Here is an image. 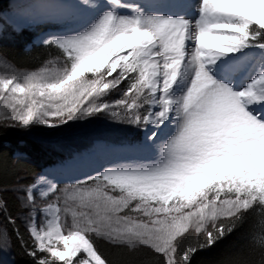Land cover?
<instances>
[{"label":"snow or ice","instance_id":"6c2138e0","mask_svg":"<svg viewBox=\"0 0 264 264\" xmlns=\"http://www.w3.org/2000/svg\"><path fill=\"white\" fill-rule=\"evenodd\" d=\"M164 2L144 0L149 8ZM87 4L41 0L39 13L32 8L8 24L0 11V35L9 27L23 31L30 23L63 21ZM90 7L101 10L78 30L43 40L62 50L63 67L0 77V100L10 109L0 117V131L32 125L55 130L110 112L138 128L151 126L147 148L159 155L105 167L64 189V203L80 209L66 231L59 203L50 202L46 224L29 216L31 244L19 229L16 236L35 264H111L93 234L130 249L150 247L163 264H191L194 254L232 233L249 209H264V68L239 89L212 72L221 57L247 48L264 51V0H198L191 18L121 0ZM124 82L114 104L97 102ZM170 125L175 132L161 140ZM41 185H47L41 196L59 191L46 175L19 184L26 209H36ZM0 218L3 249L10 233L2 222L17 220L7 209H0ZM193 231L196 242L182 246Z\"/></svg>","mask_w":264,"mask_h":264},{"label":"rangeland","instance_id":"374dc122","mask_svg":"<svg viewBox=\"0 0 264 264\" xmlns=\"http://www.w3.org/2000/svg\"><path fill=\"white\" fill-rule=\"evenodd\" d=\"M9 1L10 0H6V1L0 0V3L2 5H5V3L7 2L8 7H11L9 6L10 4ZM69 25L70 24H66L64 31H61L60 33L57 32L55 34H51L47 37L44 36V38L48 39L53 35L71 34L74 30H78L77 28H79V25H77L74 27L73 31H71L72 29H69L67 27ZM10 30H12V28L9 27L6 29L5 32H8ZM25 30H27V28H25ZM20 31L21 30H16L13 32L17 33ZM5 32L2 34L3 36L6 35ZM37 39H35L34 42L30 41L29 44H25L24 48L28 49L30 45L36 46V45L44 44L43 40L45 39H41L40 41H37ZM49 46H50L51 52L46 55V58L42 57L39 64H37L36 66L35 65L31 66V67H22V66L13 64L3 54L0 53V77H11L13 75L22 77L24 74L41 73L45 70L49 72H53V73L56 72L59 68L63 67V61L65 57H64L62 50L59 49L57 46L55 45H49ZM225 59L228 62H230L232 59V54L227 55ZM218 71L219 72H215L213 74L226 80L225 82L228 83L230 86H232V83H235V81L232 82L234 78L233 76H236L235 73H232V71H229V70H223V71L218 70ZM256 71H257V68H256ZM256 71H255V74H256ZM247 81L248 80L244 81V83H242L243 81H241L242 85H240V88L243 87ZM126 87H127V84L124 82L121 86H119V90L117 89L112 90L107 95H104L98 98L97 102L114 104L115 100L121 98L122 90L126 89ZM9 103H12V101L10 100ZM141 109L140 111L142 112ZM9 110L10 109H8L5 106V102L3 100H0V117H3ZM146 129L138 128L134 125L128 124L119 119H113L110 112H104V113H98L92 117H86L81 120L69 122L68 125L62 126L55 130L47 129L40 125H32L28 129L6 127L3 130L6 133H10L18 137V139H23V141L29 140V142L36 143L38 146L42 148V150L46 154H48L51 157V159L57 162L58 166L60 165L59 163H61L60 161L61 159H58V158L60 157L66 158L67 154L70 155L71 152L75 153V152H79V150L81 149L85 150L86 148L85 146L82 145V143L84 144H87L88 142L94 143L95 141L93 142V140L95 139L107 141L108 143L106 144L108 146H111V149H112L110 151L111 153L108 155V158L104 160L103 159L100 160V156L97 153H93V157L91 156L92 159H94L95 161H99L97 171L94 174H92V175H95L97 172L103 171L105 167H110V166H114L117 164L126 163L128 161L145 162L147 160H155L159 155L158 149L156 148L147 149L143 146L144 145L143 136H145L144 132L146 131ZM138 132L141 134V141L139 144L135 143L133 140L134 138L132 137L133 133L135 135ZM129 134H131V136ZM114 139L121 140V144L115 143ZM124 146H127V147H124ZM129 149H132V150L129 151ZM79 153H76V154H79ZM94 156H96L97 158ZM15 157L17 161L24 160V159H20V158H24L23 156H15ZM42 171L43 169L40 172L34 173L29 177L31 183L35 181V178ZM45 171L49 172V171H52V169L51 167H48L45 169ZM86 179L87 177L82 178V179H77V181L86 180ZM52 180L53 182H56L58 184L59 191L55 194H49L47 198L44 196L43 197L40 196L36 191L37 207L34 210L26 209L23 206L21 197L24 195V193L22 191L17 190L19 184H21V181L15 184L14 187H10L9 189L7 188L4 191L6 193L12 192L15 195V199L18 203L17 207L19 208L18 214L16 215V220L22 226H24L25 230L28 227L30 215L36 220L38 225H43L47 223V217H45L42 210L46 208L47 204L50 202L59 203L61 210H62L61 220L66 222L65 231L68 228L73 226L74 220L76 219V217L73 216V213L80 211V209L78 208L76 204H74L70 200L67 202V204H65L64 203L65 200L62 197V189L64 187H68L66 185H69L70 182L67 179L58 181L56 178H53V177H52ZM72 181H76V180H72ZM77 181L74 183H71V185L75 186ZM88 183L89 185L93 184V182L91 181H89ZM57 197H59V201H57ZM2 207H3V202L1 199V195H0V209H2ZM65 208L67 210H71L72 217L64 215ZM0 221H2V218H0ZM2 226L6 228L4 221L2 222ZM207 226L211 228L210 223ZM191 236L194 239H197V234L194 231L191 233ZM93 238H98V239L105 241L108 244H112L107 239H105L103 236H96L95 234H93ZM115 246H122V247L129 248L126 244H119ZM139 246H143V247H146L152 250L150 247H147L144 245H139ZM11 247L12 246L10 242L8 247L0 249V264H13V255L11 253L12 252Z\"/></svg>","mask_w":264,"mask_h":264},{"label":"trees","instance_id":"16d2710c","mask_svg":"<svg viewBox=\"0 0 264 264\" xmlns=\"http://www.w3.org/2000/svg\"><path fill=\"white\" fill-rule=\"evenodd\" d=\"M28 40L29 34L7 33L4 37H0V53L18 66H36L40 63L42 57L46 58L51 49L50 46H38L25 50L23 44ZM125 83L127 84V82ZM146 107L144 105V108L141 109L142 112L145 111ZM22 140L6 133L4 130L0 131V192L2 193L0 195L3 202L2 209H7V212L15 218L19 211L15 195L12 192L6 193L4 191L7 188L14 187L20 181L24 185L31 183L29 177L39 171V167L32 164L31 161L42 163L45 159L44 153L34 143L29 142V140L21 143ZM114 141L121 142L119 139H114ZM91 143H82V145L88 148ZM15 150L26 152L28 157L17 161L16 157L13 156ZM66 188L70 187L62 189L64 200L66 197L64 189ZM64 215L72 217L71 210H66ZM4 223L10 233L13 264H35L34 258L27 254L28 249L20 243L19 238L16 236V231L19 229L24 240L29 245L31 244L29 234L24 226L18 221L15 225L7 224L6 221ZM93 239L100 253L111 264H163V258L149 248L140 246L130 249L108 244L98 238ZM196 240L190 235L181 244L186 246L188 242L195 243ZM191 264H264V209H260L259 206L249 209L239 222V226L232 233L228 234L215 246L205 248L194 254Z\"/></svg>","mask_w":264,"mask_h":264},{"label":"bare ground","instance_id":"6f19581e","mask_svg":"<svg viewBox=\"0 0 264 264\" xmlns=\"http://www.w3.org/2000/svg\"><path fill=\"white\" fill-rule=\"evenodd\" d=\"M2 1H6V0H2ZM7 2L5 3L6 6L3 5L1 7L11 8V10L14 11V13L12 14H3V18L7 20V22L9 23H11L12 18H16L18 21L21 20L23 18V15L29 12L32 8L36 9L37 13H39L43 7L42 5H39V3L41 2L40 0H10L9 6L11 7H8ZM62 2H66V0H62ZM78 2L83 4V0H78ZM100 2H102V0H88L87 5L82 6L78 9H75L73 12L69 13L68 18L65 20H69L70 22H73V23H82V21L96 16L101 9L92 8L90 6H94ZM103 2H107V0H103ZM197 2L198 0H165L164 3L154 8H149V6L144 3V0H121V3H130L134 6L144 8L145 10H151V11H155L158 13L174 15V16L183 15L188 18H191L197 15V13L195 12V4ZM0 5L2 4L0 3ZM25 5H30L31 7H28L24 11L21 10L20 8H23ZM117 10H121V11H117ZM115 11L118 14H128V12H130V10L128 9L123 10V9H118V8H116ZM32 24L34 23H30V26ZM26 28H28V26ZM49 35L51 34L49 33ZM39 40H41V38L37 39V41ZM225 57L226 56L221 57V59L217 61V64L212 66V72L215 73V72H219L218 70H221V71L229 70V71H232V73H235L236 76H233L234 78L232 80V82L235 81V83H232V87L234 89H239L240 85H242L244 81L251 79L255 75L256 68L257 69L264 68V62H263L264 61V51H261L259 49L247 48V49L242 50V52L234 53L232 54V59L230 62H228L225 59ZM240 69H243V70H240ZM215 76L219 79H222L223 81H226L217 75ZM241 81L243 82L241 83ZM152 131L153 129L151 128V126H149L144 132L145 136H143V144H144L143 146L145 148L148 147V142L146 138L148 135L151 134ZM174 131H175V126L170 125L167 129H165L161 133L160 139L166 140V138H168ZM93 142L94 143H91L90 147L86 148L85 150H82V149L79 150L80 153L71 152L70 155H67L66 158H61V159H65L66 161L64 163H60L59 166L58 165L52 166L51 167L52 171L47 172L44 169L35 178V180L42 175H46L47 179L49 180H52V177L56 178L59 181L63 179L64 180L67 179L69 180L70 183L69 185H66V186L71 187L72 186L71 183L74 182L72 180L82 179V178L91 176L97 171V167L99 165V161H95L94 159H92L93 153L99 154L100 160L102 159L104 160L108 158V155L111 153L110 151L112 150L111 146H108L106 144L108 143L107 141L95 139L93 140ZM115 143L121 144V142H115ZM124 147H127V146H124ZM130 150L132 149H129V151ZM76 153H79V154H76ZM46 187L47 185L38 186L37 193L40 195V192L45 190ZM44 209L42 210V212L45 215V217H47V220H48L49 218H51L50 214L45 212Z\"/></svg>","mask_w":264,"mask_h":264}]
</instances>
